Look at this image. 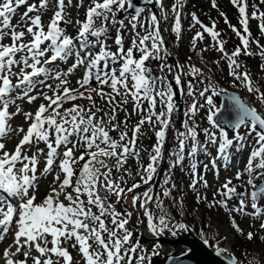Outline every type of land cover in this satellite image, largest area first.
Instances as JSON below:
<instances>
[{
    "label": "snow or ice",
    "instance_id": "snow-or-ice-1",
    "mask_svg": "<svg viewBox=\"0 0 264 264\" xmlns=\"http://www.w3.org/2000/svg\"><path fill=\"white\" fill-rule=\"evenodd\" d=\"M148 2L152 3L153 0H148ZM231 2L238 7L239 22L243 26L244 33L250 36L246 0H231ZM260 2L264 3V0ZM71 3L72 0H67V4L66 0H54L53 15L45 26L40 13L49 8L50 0H39L38 4H29L28 0H0V138L5 137L11 131H16L17 134L24 132L23 128L14 130L8 124L13 116L21 112L18 105L15 112H9V106L15 100L27 99L28 103H32L38 98L37 95L32 94L38 85L45 86L52 91L51 96L43 92L39 94L47 101V104H40L34 115L24 113L26 122L31 121V123L14 151L11 153L5 151V144L0 143V194H3L0 195V241L4 240L13 222L16 228L13 245L5 249L3 254L4 264H27L29 258L32 259V264H58L61 260L62 264H73V257L66 247L69 242H72L73 248L78 246L83 264H133L134 260L135 264H143L148 257L143 254L135 257L139 250L138 245L131 243L132 232L126 227L132 214L117 212L114 204L106 203V201L108 196L114 195L116 203H120L128 193H133L132 206L144 209L143 214L147 217V227L153 234L163 232L170 226L168 214L164 212L159 196L154 199L151 186L142 194H135V190L139 189L142 184L150 185L157 174L166 130L171 124V115L174 111L172 88L165 85L164 88L158 90L157 80L151 76L150 69L146 66V61L160 58L159 53L163 47L158 17L150 15L147 27H145V23H141L138 19L144 9L136 7L135 14L131 16V29L135 33L131 47L124 49L122 35L118 29L115 38L117 50L111 52L105 43L107 25L116 23L118 12L133 8V0H90L85 19L75 22L78 25L75 37L65 34V29L61 27L62 23H72L65 12L67 5ZM155 3L162 8V0H155ZM24 5H27L26 11L20 16L19 21L13 24L12 20L17 10ZM182 6L183 0H176V4L173 5L176 21L172 30L177 33V36L180 31L179 9ZM212 6L216 7L215 0ZM30 13L36 14L29 15ZM221 15L224 14L221 13ZM252 18L264 21V13L258 17L257 12H253ZM193 21L200 23L194 14ZM225 22L227 23L226 18ZM119 23L123 28L124 21L120 20ZM138 27L144 29L143 35L136 31ZM200 27L219 44L218 50L223 52V41L217 40L219 33L214 31L215 23L211 28L203 24H200ZM232 30L239 36L244 46V54H252L248 52L250 43L248 36L241 35L235 27ZM260 30L264 33V23L260 24ZM5 39L9 42L4 43ZM198 39H203L199 32L193 37V50ZM97 46L98 52L92 53L90 49ZM74 51L76 59L67 72L53 73L48 67L58 60H66ZM134 51L139 52V58L134 56ZM240 54L239 47L230 56L225 54L231 70L229 74L240 80L247 91L255 94L259 103L264 104V93L253 87L250 74L238 71L240 64L234 58ZM261 56L264 57V47H261ZM80 66L85 68L83 77L77 81L78 87L72 88L69 86L67 77ZM190 73L199 75L200 70L192 66ZM48 79L57 80L59 84L53 88L52 85L47 84ZM160 79L163 83L164 78ZM93 80L97 87H91ZM175 83L178 86L181 85L179 75L176 76ZM105 86L110 91H103ZM188 88V95L192 96L191 83ZM14 91L17 92L15 99L12 98ZM207 91L209 89L205 88L199 95L204 97ZM224 91L223 89L213 91L212 95L218 96ZM92 93L106 101L109 105L108 112L96 107ZM129 97L133 103L132 111L140 114L138 123L131 128V137L128 136L127 118L124 121H117V113L129 103ZM157 98L162 106L159 112L155 110ZM77 99H86L91 106L87 109L76 104L69 108L63 107L66 102ZM228 99L234 105L236 117L234 121H224V125L233 130H239L243 126L248 129L247 135L255 133V145L250 152L244 173L249 176L248 184L257 189L250 195L251 208L254 210V215L259 217L262 210L257 206L256 200L264 196V185H254L253 174L256 172L257 175L264 176V116L259 114L255 107L244 103L238 96L232 95ZM145 102L147 108L143 107ZM206 104L213 106L211 97L206 98ZM196 110L197 105L194 101L185 115H195ZM219 111L220 109L216 108L208 116L212 128L219 129V137L208 129H204V135L206 143L218 144L220 157L228 161V149L233 146L234 140L242 147L246 137L236 131L234 138H229L225 128L213 120V116ZM97 113L100 115L98 116ZM104 117H107V120ZM121 124L124 126L123 129H121ZM145 124L155 130L156 144L152 148L147 165H141L137 171L141 183H134L125 189L112 179V170L108 168L105 159L115 158L117 171H120L129 157H135L139 163L140 153L136 150V144L139 136L143 134L141 129ZM184 127L186 131L178 134L179 147L172 153L175 160L170 167H175L183 161L188 140H191L189 157H195L202 150L207 152L206 147L199 144L197 140L195 127H190L187 121ZM113 131H119L118 139L110 135ZM41 142L47 148L45 166L41 175L50 174L54 162L59 158V170L63 173V179L59 175L55 176L51 192L42 202L37 203L35 192L38 188L36 175L39 163L38 154H44V149L38 147ZM26 145L36 146V153L28 156ZM61 147L64 148L62 153L59 151ZM77 150H82L79 156L75 155ZM81 161L83 164L77 175L75 166ZM17 165L20 166L17 167ZM213 167H215L214 161ZM101 168L106 170L101 171ZM192 170L193 180L190 187L195 189L197 184L195 163L192 164ZM244 173L237 172L236 179L239 180ZM199 179L202 180L203 177ZM120 180H123V177ZM169 183L170 176L165 178L164 185ZM231 184L232 181L228 180L222 185L224 191L219 194L224 199L215 201L210 207L219 204L230 212L242 214L245 211L243 199L240 200L238 207L228 209L226 201L236 194L235 187H229ZM204 186L207 187L206 182ZM171 187L174 188L175 185L172 184ZM101 189L107 195L101 196ZM170 191V188H163V196L168 197ZM8 198H18L20 201L18 207L13 206ZM199 200L200 197L197 196V202ZM151 202H155L163 213L156 223L147 207ZM231 226L237 233L243 234L242 229L234 220ZM178 227L181 230L185 229L183 224ZM260 227L264 229V223H261ZM246 238L249 241L253 240V233H247ZM204 242L207 244L208 241ZM13 247L15 251L11 250ZM33 249L38 253L37 256H32ZM225 251L217 247L216 254L219 256ZM153 252L156 254L155 249ZM18 254L24 259L14 260L13 257ZM53 257L57 259L54 260ZM228 264H239V262L234 256H230ZM249 264H254V262L250 261ZM255 264H258V258Z\"/></svg>",
    "mask_w": 264,
    "mask_h": 264
},
{
    "label": "rangeland",
    "instance_id": "rangeland-1",
    "mask_svg": "<svg viewBox=\"0 0 264 264\" xmlns=\"http://www.w3.org/2000/svg\"><path fill=\"white\" fill-rule=\"evenodd\" d=\"M209 1L211 0H205V2H209ZM185 11L187 10L185 9ZM192 15L193 13L187 14V16L189 17H191ZM130 32H132V30H129V33ZM131 36L133 35L130 34V36L128 35L125 36L126 40L123 38V41L127 43L129 41V37ZM179 50L182 52L183 56L187 55L188 57L187 45L181 44ZM161 52L163 53L162 48L159 54H161ZM162 64H163L162 61L159 60V65L161 66ZM159 65H156L155 72L156 74L160 76L161 68ZM79 77H80V73L78 74V76H76L75 74H72L69 78L70 79L69 86L72 88L78 87L77 81L80 80ZM13 82L15 83V80H13ZM198 84L199 83L196 82V85ZM161 86L162 85L160 83L158 85L156 84L157 89L159 88L162 89L163 87ZM41 92L49 96L52 95V92L48 88L42 85H38L37 88L32 93L33 95L38 96V98L35 101H33L32 103H28L27 99L15 100V102L9 106L10 113L16 111L17 105L20 107L21 112L20 114L13 116L8 121V124L14 130L23 128L24 132H20L19 134H17L16 131H11L5 137L0 138V143L5 144V149H4L5 151H8L9 153L13 152L16 145L19 143V140L22 138L24 133L27 131V128L29 127V124L31 123V121L26 122L24 113H32L34 115L40 104L42 103L47 104V101H45L39 95ZM16 95H17V92L14 91L12 93V98L15 99ZM97 97L99 98V96ZM208 97H211L213 101V106L211 107L206 104V98ZM213 99H214L213 95L210 91L205 92V96L198 98L197 102H195L197 107L200 109L198 114L196 112V115L189 114L187 116L188 121H190L191 119H194L191 121L194 122L193 126L195 127V130L198 132L199 136L204 137V138H206L204 135V129H208L210 132H215L217 137H219V130H215L214 128H212V125H210L208 121V116L211 115L212 112L215 111L217 107V104L215 100ZM87 102L88 100L85 101V103ZM197 125H200V126H197ZM226 132L229 138H234V136L236 135L235 132H231L227 130ZM247 132H248V129L245 127L239 131V134L241 136H245L246 139L243 141V146L239 147L238 150H236V158L232 157V162H231L232 165H226L228 170H224L223 172L221 171L222 167L220 165L219 166L215 165V167H213V161L216 163V161H218L217 158L220 155L218 153V144L209 143L211 144V149H212V150H209L212 153L210 159L204 153H201L200 156H197L199 158H196V157L187 158L184 152V159L186 157L187 158L186 161L191 162L192 164L193 163L196 164L197 184H196L195 189L191 187L188 188V185H191L192 180H193L192 171L189 173L191 174L189 175L190 178L186 177L187 173L190 170H192V169H189L184 173L183 176L181 175L179 178H176L177 185L175 184V187H177L180 191L179 193L180 199L183 200V196L185 197V200H186L185 202L187 203V207L188 206L190 207L192 202L194 203L196 202L197 205L194 207H195V214L198 218H204L206 221H208L211 224L212 228L215 230L214 232L215 234L216 233L219 234L223 239L224 237H227V239H224L225 241L224 248L230 249L231 247L234 249V251L237 254L243 256L244 260L247 261V263L250 261H253L255 263L256 262L255 259L257 258L264 260V229H261L260 227L261 223H264V196H261L256 200L257 206L262 210L261 215L259 217H256L254 215V210L251 208L252 200H251L250 194L252 193L253 186L248 184L249 176L246 173H244V169H245V166L249 158L248 152L250 151V147L253 148V146L255 145V140H254L255 133H252V135H247ZM117 136L118 134H114L112 137L115 139H118ZM155 144H156V136H154L150 141L149 140L144 141V146L146 147V150L144 151L143 155L140 157L139 164L137 163L138 165L136 164V167L133 166L131 169L128 168L131 174L133 175L135 174L136 177L139 176L137 175V171L141 167V165L143 166L147 165V163L149 162V155L152 152V148L155 146ZM234 145H240V144H238L234 140ZM189 146L190 147L188 148L190 150L191 145ZM38 147L40 149H44V154H38L39 163L37 165V173H36L37 178H38L37 179L38 188H37V191L35 192V195L37 198L36 202L40 203L51 192V189L54 186L55 176L59 175L61 179H63V173H61L59 170L60 159L58 158L54 162L51 173L46 176L41 175V172L45 166V154L47 152V148L45 144L42 142L38 145ZM69 147H71V145H69ZM177 147H179L178 143L175 144L174 149L176 150ZM25 149H26V154L28 156H32L37 151L36 146L29 147L26 145ZM59 151L62 153L64 151V148L61 147ZM81 151L82 150H77L75 152V155L79 156L81 154ZM186 152L188 153V151ZM206 157L208 158V160H206ZM82 164H83V161H81L79 164L75 166L77 170V175H79V168ZM19 166L20 165H17V167ZM186 168L188 167L186 166ZM105 170L106 169H104L103 171ZM215 171L218 172L219 174L218 176H216ZM237 172L244 173L239 180L236 179ZM168 176L171 177V174ZM199 177H203V179L201 180L199 179ZM230 178H232L231 180H233V182L231 185H229V187H235L236 194H244V195L242 196L240 195L241 198L235 197V199L227 200L226 203H227L228 209H232V208L238 207L240 200L243 199L245 202V211L242 214L237 213V212H230L226 210L224 207H221L219 204H216L215 207H210L211 205L210 198L213 197V201H220L224 199V197H222L219 194V192L224 191V189L222 188L223 184L221 183L223 181H225L226 183V181H228V179ZM263 179H264V176H257V173H256L253 175V184L254 185L259 184L263 181ZM137 181L141 183L140 178L138 179V177H137ZM205 182L207 183V187L204 186ZM68 190L70 191L71 189H68ZM145 190L146 188L143 189L140 193L142 194ZM138 193H139L138 191L135 192V194H138ZM0 195H3V194H0ZM197 196L199 197L203 196L205 198V199H202L203 205H199L198 202L195 200ZM8 199L11 200L13 206L18 207L20 203L18 198H8ZM108 199L109 201L112 199V202L110 201L111 203L116 202V197L114 195L108 196ZM188 202L190 204H188ZM130 205H131V202H130ZM132 211H129V212H132ZM233 220L235 221L236 224L239 225L240 229H242L243 234L237 233L232 228L231 224ZM136 222L138 226V221ZM215 224L218 226L220 225L225 226V230L224 231L222 230L223 233L217 230ZM12 229H16L15 224L10 228V231H13ZM9 232L6 234L4 240L0 241V264H4L3 254H4L5 249H8L9 246L13 245V242H14V235L10 236ZM249 232L253 233L254 235V239L251 241H249L246 238V235ZM71 245H72V242H69L66 245V247L68 248V251L73 257V264H83L81 256L78 252V246L77 248H73ZM49 247H51V245H49ZM11 250L15 251V248L13 247ZM37 255L38 253L33 249L32 256H37ZM13 259L23 260L24 257L18 254L17 256L13 257ZM53 259L56 260L57 258L53 257ZM27 264H32L31 258L28 259ZM58 264H62V260L58 261ZM258 264H259V261H258Z\"/></svg>",
    "mask_w": 264,
    "mask_h": 264
},
{
    "label": "trees",
    "instance_id": "trees-1",
    "mask_svg": "<svg viewBox=\"0 0 264 264\" xmlns=\"http://www.w3.org/2000/svg\"><path fill=\"white\" fill-rule=\"evenodd\" d=\"M217 3L220 4L221 7L227 6L225 0H217ZM174 4H176V0H169L170 7H172ZM183 4L187 6L190 10H192V12L193 10L197 11L198 15L202 17L205 21H207V23L209 22L215 23V30L216 32L219 33L217 40L223 41V49H224L223 52L218 50L219 44H217L215 41H213L214 44L211 43V45L208 47L204 46L203 45L205 43L204 37L202 40H199V42H196L194 50L191 44L190 54H189L191 61L195 63L197 62L201 63L206 67H208L211 72H213L218 78H220V81L223 83V85L230 87L231 89L242 90L244 93L250 96L253 102L255 103V105L262 112H264V104L259 103V101L256 99V95L253 93H249L246 87L239 80L237 81L236 79H232L231 75L229 74L231 70L228 66V59L225 58V54L230 56L231 53L239 47L241 49V54L238 57L234 58L240 64V68L238 69V71L241 73L247 72L250 75H252L251 80L253 87L258 88L260 92L264 93V57L261 56V47H264V38H262L260 33H259L260 38H258L256 31L259 30H256L254 27L250 26L248 28L250 36H248V33H244L243 26H240L239 21L237 20L235 21L234 19L232 21L229 18V15L226 14V12L224 15H220L219 13H215L214 11H206L207 10L206 8H208L209 6L201 4L200 0H183ZM253 5L254 4L248 5L250 11L257 12V15H259L260 14L259 7L257 6L253 7ZM226 8L230 9L229 5ZM225 18L228 21L227 23L225 22ZM172 22H173V16H172ZM233 27H235L237 31L241 33V35L248 36L250 41L248 46V52L252 54L250 55L244 54V46L242 45L239 36H237L236 32L232 30ZM258 39L260 44L259 48L255 46L256 45L255 42H257ZM95 104L97 106L101 105L99 101H95ZM114 159L115 158H107L105 159V163L108 162L110 163ZM170 166H171V159L168 160L166 157L165 163L158 174L157 181L152 188V194L154 196V199L156 196H159V199L162 202L163 210L168 214L167 218L170 219L172 224L177 225L182 222L188 223L194 228V230L199 236L208 240L213 248L224 246L225 245L224 240L220 236L214 234V232L209 226L205 225L203 221L196 220L193 217V215H191L189 212H187L184 209L183 206H181V204L177 200V196L173 188L171 187L172 185L171 181L168 185H164L165 178L168 177V175L170 174L173 177L177 172L175 167H170ZM111 170H112L111 177L116 182L120 183V186L124 187L125 189L131 187L132 184L138 182L136 180V177L133 174H130L129 172L125 171L124 168H121L120 171H117L116 167H114ZM121 177H123V180H120ZM165 187L171 189L170 195L168 197L163 196V188ZM132 196L133 193H128L125 196V199L123 198L120 203L114 205L116 211L122 214L129 212L131 210L129 208V203L132 202ZM148 208L151 211L153 217L158 218L160 215L163 214L161 210L156 206L155 202L149 203ZM145 219L147 222V217H145ZM108 223L109 226L111 227L110 221H108ZM134 225H135V217L131 215L126 227L128 228L129 231L132 232V237H131L132 244H134V240L136 237L134 232ZM217 241H219L218 244ZM233 250L231 251L234 252ZM139 255H141L140 250L137 251L135 257H138ZM235 255L237 256L236 253ZM237 258L241 264H249V262L247 263V261L244 260L243 256L240 255L237 256ZM258 261L259 264H264L263 259L258 258ZM133 264H135V260L133 261Z\"/></svg>",
    "mask_w": 264,
    "mask_h": 264
},
{
    "label": "water",
    "instance_id": "water-1",
    "mask_svg": "<svg viewBox=\"0 0 264 264\" xmlns=\"http://www.w3.org/2000/svg\"><path fill=\"white\" fill-rule=\"evenodd\" d=\"M133 4V8L124 11L123 14L118 16L119 20L126 18L128 15H134L136 7L142 9L149 8L154 15L159 16L153 2L149 3L148 0H133ZM170 87L172 88L176 111L180 114L183 108V87L180 85L179 93H177V88L172 82L170 83ZM232 95L238 96L244 103L250 106L243 99L242 95L236 92L227 91L217 96L220 101L218 108L220 111L213 118L215 122H219L222 127L229 130L233 129L226 127L224 121H234L236 117L234 105L228 99ZM179 118H181L180 115ZM261 185H264V183ZM139 219L141 225L140 234L136 241L137 245L144 248L146 245L154 243L158 246L155 249L156 254L153 253L148 256L147 264H228L229 257L234 256L226 249L224 253L218 256L216 254L217 250L213 251L209 244H206L202 239L197 237L193 229L188 225H185L184 230L179 228L172 229L169 226V228L160 232L161 235H148L145 232L142 217L139 216Z\"/></svg>",
    "mask_w": 264,
    "mask_h": 264
},
{
    "label": "bare ground",
    "instance_id": "bare-ground-1",
    "mask_svg": "<svg viewBox=\"0 0 264 264\" xmlns=\"http://www.w3.org/2000/svg\"><path fill=\"white\" fill-rule=\"evenodd\" d=\"M15 224V222H13V225ZM217 229L219 230V231H221L222 232V230L224 231L225 230V226H217ZM13 231H10L9 232V235L10 236H13L14 235V233H15V231H16V229H12Z\"/></svg>",
    "mask_w": 264,
    "mask_h": 264
}]
</instances>
